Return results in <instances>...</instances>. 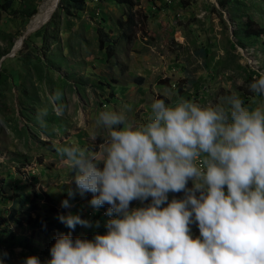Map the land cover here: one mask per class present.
Wrapping results in <instances>:
<instances>
[{"label": "rangeland", "instance_id": "1", "mask_svg": "<svg viewBox=\"0 0 264 264\" xmlns=\"http://www.w3.org/2000/svg\"><path fill=\"white\" fill-rule=\"evenodd\" d=\"M44 1L0 0V237L31 235L24 210L14 204L19 199L40 211L50 202L64 208L67 199L72 206L65 216L84 215L92 226L80 225L81 239L93 240L107 234L109 219L86 216L92 193L68 196L70 188L76 190V173L56 147L91 152L108 139L109 130L96 123L100 112H123L141 125L157 99L174 106L184 98L207 107L236 94L250 109L264 106V96L249 89L264 73V34L248 36L264 31V0H134L133 8L84 0L82 11L63 0L48 22L27 33ZM246 23L253 28L245 30ZM168 197L170 203L185 193ZM151 202L134 200L130 210ZM191 228L193 238L199 237L198 225ZM34 237L31 251L0 244V256L7 253L4 264H24L30 256L47 264L44 236Z\"/></svg>", "mask_w": 264, "mask_h": 264}, {"label": "clouds", "instance_id": "2", "mask_svg": "<svg viewBox=\"0 0 264 264\" xmlns=\"http://www.w3.org/2000/svg\"><path fill=\"white\" fill-rule=\"evenodd\" d=\"M249 89L264 96V73ZM221 100L202 107L157 99L141 125L102 111L96 123L109 131L98 148L56 147L76 173L68 196L90 192L94 209L107 204L106 215L117 218L93 240L59 236L47 264H264V106L250 109L236 94ZM180 192L184 199L168 203L169 193ZM149 198L147 207L130 210L132 201ZM59 219L70 229L92 226L79 215ZM24 264L41 261L30 256Z\"/></svg>", "mask_w": 264, "mask_h": 264}, {"label": "trees", "instance_id": "3", "mask_svg": "<svg viewBox=\"0 0 264 264\" xmlns=\"http://www.w3.org/2000/svg\"><path fill=\"white\" fill-rule=\"evenodd\" d=\"M74 3L75 8L78 11H82L84 8V0H71ZM114 2L121 4V5H126L130 8H133L136 4L134 0H113ZM59 8H62L63 5V0L60 1L59 3ZM9 6L10 2L8 3ZM34 14V12L32 13ZM246 29L248 28L251 29L252 25L246 23L244 24ZM253 28V27H252ZM255 29V28H254ZM264 34L263 29H258V30H252V33L248 36H261ZM104 41H100V47L104 46ZM111 47L108 46L107 49H110ZM200 54L203 57L207 56V51L206 49L200 50ZM189 75L185 79L188 81L191 80ZM263 97V96H259ZM14 204H17V209L18 210H24V215L25 218L27 219V226L28 230L31 231V235L29 237H22L17 239V236L10 232L6 235L5 238L0 237V244L2 243H7L10 244V247H24L28 250H32L33 245L32 241L35 240L34 234L38 232L40 236H44V239L40 240L41 243H44V247L47 249V251H50L51 247L55 244L56 239L61 236V235H71L73 240L76 238H80V232H81V226L77 225L75 229H70L66 226V224L62 223L59 219L60 216H65L67 210L66 208H58L54 203L50 202L44 209L41 211L38 209L36 205L33 204V202L30 205H27V203L19 199L18 202H14ZM109 205L105 204L103 206V209L105 212H107L106 209H108ZM16 212H13L11 217L13 218L16 214ZM74 215V214H72ZM81 217V219L85 220V216L82 214H77ZM22 226V225H21ZM7 241H4L6 240ZM32 245V246H31Z\"/></svg>", "mask_w": 264, "mask_h": 264}, {"label": "bare ground", "instance_id": "4", "mask_svg": "<svg viewBox=\"0 0 264 264\" xmlns=\"http://www.w3.org/2000/svg\"><path fill=\"white\" fill-rule=\"evenodd\" d=\"M61 1V0H60ZM59 4V0H45L40 9L38 14H35V16L32 18V20L30 21L27 29H35L37 27H39V24L41 23H46L50 20V18L52 17V15L54 14V12L57 10H54L56 8V6ZM20 42L21 40L19 39L16 42V48L17 50L20 48Z\"/></svg>", "mask_w": 264, "mask_h": 264}, {"label": "built area", "instance_id": "5", "mask_svg": "<svg viewBox=\"0 0 264 264\" xmlns=\"http://www.w3.org/2000/svg\"><path fill=\"white\" fill-rule=\"evenodd\" d=\"M86 216L88 218H98V219H104V218H108V219H112L110 217H107L104 213H102L99 209H94L92 206H90V209L88 211V213L86 214Z\"/></svg>", "mask_w": 264, "mask_h": 264}, {"label": "water", "instance_id": "6", "mask_svg": "<svg viewBox=\"0 0 264 264\" xmlns=\"http://www.w3.org/2000/svg\"><path fill=\"white\" fill-rule=\"evenodd\" d=\"M59 3H60V0H59ZM58 6H59V4L56 6V8H55L54 10H56V9L58 8ZM42 25H43V23L39 24V27H37V28H35V29H29V30H27V33H31V32L36 31V30L39 29ZM23 38H24V37H23ZM23 38H21L20 47H21V45L23 44V40H24ZM19 49H20V48H19ZM19 49H18V50H19ZM18 50H17L16 47H14V49H13V53L17 52ZM3 59H4V58H3ZM3 59L0 61V67H1V62L3 61Z\"/></svg>", "mask_w": 264, "mask_h": 264}, {"label": "crops", "instance_id": "7", "mask_svg": "<svg viewBox=\"0 0 264 264\" xmlns=\"http://www.w3.org/2000/svg\"><path fill=\"white\" fill-rule=\"evenodd\" d=\"M185 78H186V77H185ZM101 219H102V218H101ZM101 219H100V220H101Z\"/></svg>", "mask_w": 264, "mask_h": 264}]
</instances>
